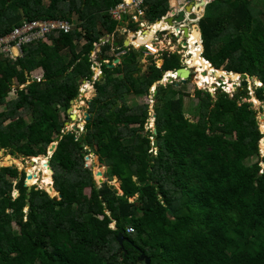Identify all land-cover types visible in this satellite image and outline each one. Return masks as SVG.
Returning <instances> with one entry per match:
<instances>
[{
	"label": "trees",
	"instance_id": "obj_1",
	"mask_svg": "<svg viewBox=\"0 0 264 264\" xmlns=\"http://www.w3.org/2000/svg\"><path fill=\"white\" fill-rule=\"evenodd\" d=\"M122 1L0 0V39L25 22L74 24L78 17L69 33L53 32L47 42L24 47L17 61L0 56V151L38 158L62 134L50 159L60 200L35 186L29 193L25 171L0 168V264H146L142 254L151 264H264V168L260 160L248 163L260 156L263 134L251 104H239L246 92H219L214 99L196 90L194 121L180 91L158 85L157 132L145 133L150 105L130 106L127 98L151 95L165 72L181 68L180 60L164 54L157 67L150 58L142 72L134 54L131 63L108 69L105 61L125 49L124 40L118 51L106 43L82 141L66 131L71 102L94 77L95 45L120 34L109 11ZM254 1L211 0L199 26L203 57L216 69L258 78L263 87L256 96L264 101V10H255ZM169 6V0H144L145 18L155 23ZM39 71L43 80L34 82ZM14 88L16 98L9 100ZM91 152L105 166L104 175L98 168L100 180L106 178L100 185L84 162Z\"/></svg>",
	"mask_w": 264,
	"mask_h": 264
},
{
	"label": "rangeland",
	"instance_id": "obj_2",
	"mask_svg": "<svg viewBox=\"0 0 264 264\" xmlns=\"http://www.w3.org/2000/svg\"><path fill=\"white\" fill-rule=\"evenodd\" d=\"M190 1L199 2L200 0H190ZM173 3H174V6H175L176 10L178 8H180V7H184V9H185L186 8V4L189 3V0H169V5H171ZM45 4L48 5L47 2ZM253 5H254L255 10H257V11L258 10H264V0H255L253 2ZM180 9H182V8H180ZM200 10H201V13L198 14L199 17H198V19H196V23H194L195 24L194 27H196L197 30H199V27H200L199 26V22H200L199 19L202 16V14L205 15L204 14L205 13L204 10H206V8L204 7L203 9H200ZM207 12H208V10L206 11V13ZM77 19H78V17H76V16L73 17V21H74L73 25H77ZM191 22H193V20L190 19L189 15H188V19L185 22V25H188L190 27V23ZM128 30H129V27H128ZM156 30L158 31L159 29L156 28ZM134 33L135 32L131 30L129 33L124 34L123 38L124 39L125 38L126 39H132V38H134ZM139 35L140 34H137L136 37L138 38ZM191 35H192V33H191ZM137 38H134L133 40H136ZM103 40H107V38L105 37V38L102 39V41ZM200 40H201V38H200ZM200 40H199V42L201 44ZM107 42L109 43V40H107ZM166 44L169 45V42H167ZM191 44H194V43H191ZM82 45H83V43H82ZM141 46H143V44H141ZM197 46H199V45H197ZM169 48H173L172 51L178 49L176 44L174 46H172V47L168 46V49ZM188 51H189L188 48L186 50H182L181 51V55L185 56V58H186V54H187ZM135 55L137 57H139L140 64H141L140 67L142 69V72L147 71L148 67L152 64V60L150 58H152L155 61L157 67H162V65L164 63V59L160 58L162 55L146 57L144 49L135 50ZM176 55H178V53ZM200 55L203 58V53L200 54ZM69 58H70V55L68 54L67 55V60H69ZM186 61H188V60H186ZM180 63H182V65H185V63L182 62L181 60H180ZM194 63H195V61H194ZM205 66H207V65H205ZM209 69L212 70V74H213L214 70L212 68H209ZM219 70H223V69L221 68ZM227 73H228L227 75H229V74L232 75L231 73H234V72H227ZM234 74H237V73H234ZM221 75H222V77H220L219 79H216V84L213 87H212V85H207V84H204V86H202V85L198 84L197 68L196 69L192 68L191 69V76L189 77L187 82H184V83L183 82H178V84L176 86L171 85V83L164 82L163 85L166 86V87H170L172 89H176L177 91H180V95H183L184 108L186 109V113L185 114H186L187 117L191 118L194 121L197 120L198 108L200 106V100L195 95V91L196 90L208 91L214 96V99H216V96H217V94L219 92H225V93L229 94L230 97H233L238 92H241L242 93L241 95H244V93L246 92L247 97L243 96V98H241V101H239V104H242V103H250L251 104L250 105L251 108H253L256 111V118H257V121H258V126H259V129H260V132L263 134L262 138L259 141L260 156H258V155L252 156L251 158H249L248 163H254L257 160H260V164L262 165V168H264V149L262 147V146H264V101H260L257 98V96H256L257 89L263 87V84L261 83V85H258V83L256 82V81H258L256 79V77H250L247 74H244V75L247 76L244 79L243 78L240 79L238 77H235L236 81H234V79L230 75H229L230 77L228 76L229 78L228 77L226 78L225 77L226 75H224L223 73H220V76ZM36 77H41V75L40 74H36L35 78ZM243 80L248 81L249 85L247 87H243V85H242ZM258 82L260 83V81H258ZM228 83L230 85L232 84L233 86L235 84L236 87H233V89L231 88V90H230L229 89L230 87L227 85ZM15 90H16V88L13 89V92L11 93V95L9 97V100H12V99L16 98ZM151 93H152V96H150V95L149 96H142V97L129 96L127 98V103L130 106L133 105L134 103H149L150 104L151 117L149 118V123H148V126L146 128L145 133L148 130L154 132V126H155V122H154V106L153 105L155 104V97L157 95V91L153 90ZM95 94L96 93H95L94 87H89V89H88V91L86 93L87 97L85 96L84 98H79L78 103H76L74 105V108H75L74 111L73 112H68L69 120L67 119L68 121L67 120L66 121L69 124V128H66V131H71L72 130V126L76 124L79 127V129H78L77 132H74V133L77 134L78 137L82 133L85 132V130H84V126L86 124V121H85L86 120V115L85 114H86V112L88 113L89 102H92V100L95 98ZM2 109H4L3 106L0 108V110H2ZM72 114H75V115H77L79 117L77 121L74 122V121L71 120V115ZM26 120H27V122L30 123L31 122V117H27ZM86 150H88V148H86ZM154 153H156V150L154 151ZM47 154L49 156H52L51 152H49V149H48ZM9 156L10 155H6V153L3 150L0 151V168L14 166V167H17L19 169V171H25L26 172V176H28V174L31 173L30 172V167L33 166L34 167L33 178H32L31 181H29V184H28V182H26V183L28 185H33V186H35V187H37L39 189H44L45 191H47L49 193V191L47 189H49L50 186H52V180H51V175L52 174L50 173V169H48L47 166H46L47 163H48V160H47L46 157H42L41 156V157H38V158H32L31 159V158H24V157L20 156L17 159H15L12 156H10V158H9ZM95 157H98V156L95 153L91 152L90 154L85 156L84 160L87 159L89 162H94L95 161ZM9 159H11V160L9 161ZM31 161H34L36 164L31 165ZM97 167L102 170L103 175H104L105 166H102V164H100L98 162ZM104 179L106 181L105 176H104ZM111 183L118 190V188L120 187V183L118 181H116L115 179ZM97 184L100 185L99 183H97ZM53 188H54V186H53ZM87 193H89V190H87ZM13 196L14 197L17 196L16 192L13 193ZM54 196L56 197L57 200L61 199V198L58 197L57 193ZM16 229H17V226H16Z\"/></svg>",
	"mask_w": 264,
	"mask_h": 264
},
{
	"label": "built area",
	"instance_id": "obj_3",
	"mask_svg": "<svg viewBox=\"0 0 264 264\" xmlns=\"http://www.w3.org/2000/svg\"><path fill=\"white\" fill-rule=\"evenodd\" d=\"M144 0H124L122 3L118 4L117 6L113 7L109 11V15L112 20L120 23V26L122 24H129L133 22L136 24L137 28L139 29L137 31V34L144 35L146 30L152 29V27L155 25H152V23H148V20L145 18L146 11L143 8ZM167 28H161L158 31L155 32L153 42L146 43L143 47L148 51L147 53L149 55L151 54H158L159 51L168 50L169 53L176 54L180 53L182 50H186L189 48V46H185L184 42H189V39L185 40L184 37L182 38V35L184 36V31L182 30L183 27L186 25L183 24H176L177 27H171L166 21H165ZM74 25L67 21H32V22H25L22 26L15 28L12 33L4 38L0 39V56H8L12 61H17V59H20L23 54V48L28 47L34 43L37 42H47V36L52 34L53 32H59V33H69L71 29H73ZM125 28V26H124ZM171 28V29H169ZM123 29V28H122ZM132 29L129 28V32ZM128 32V33H129ZM115 36H110V39H113ZM168 39L167 42H169V45H165L164 41ZM153 43L156 44H162V49H157L155 46H153ZM176 44L177 50L172 51L173 48H169L168 46L172 47ZM179 46H178V45ZM187 44V43H186ZM201 44H203V41L201 39ZM134 45V43H133ZM196 45H199V43ZM134 48L139 50L141 47H137L134 45ZM129 48L126 51H123L118 56L127 54L129 52ZM202 53H203V45H202ZM201 53V54H202ZM96 60V58L94 59ZM92 62V61H91ZM109 61H105V64ZM185 62L188 64V61L185 60ZM102 65L95 64L92 62V70L94 72V80H99L102 77V71H101ZM172 77H176L172 76ZM37 82H41L42 77H36ZM154 90V88L151 89V92ZM152 96V93L151 95ZM129 232H133V228L128 229Z\"/></svg>",
	"mask_w": 264,
	"mask_h": 264
},
{
	"label": "water",
	"instance_id": "obj_4",
	"mask_svg": "<svg viewBox=\"0 0 264 264\" xmlns=\"http://www.w3.org/2000/svg\"><path fill=\"white\" fill-rule=\"evenodd\" d=\"M198 5H202V7H205V6L207 5V1H206V0H200L199 2L191 1V2L187 3L186 8H185V9H181V11H179L178 14L176 13V11H175V9H174V10L172 11V13H171V16L165 18V21H166L171 27H174L175 22H176L177 24H180V23L184 22V20L186 19L187 14H189L190 19H192V20H196L197 17H198V15L196 14V12H198V11H197V6H198ZM200 8H201V7H200ZM200 8H199V9H200ZM158 22H159V21H158ZM199 29H200V28H199ZM182 30L184 31V35H185V37H188V36H189L190 29H189L188 27H183ZM130 41H131V40H128L127 42H125L124 47H127V46L129 45ZM185 44H186V43H185ZM114 46L117 47V46H118V43H115ZM177 56H178V59H179V60H181V61H183V62L185 61L184 58L182 57V55L178 54ZM135 58H136V57L133 55V53H130V54H128V55H123V56H121L120 58L116 59L112 64H109L107 68L109 69V68L118 67V66H120L122 63H131ZM216 70H217V69H216ZM175 72L177 73V78H176V79L173 78V77H167V79H166L167 81H164L165 76H167V73L165 72L164 77H163V80L160 81L159 84H162V85H163L164 82H168V83L173 84V83H175V82H177V81H179V80H180L181 82L184 83V82H187V80H188L189 77L191 76V70H189V69L186 68V67H182V68L176 70ZM184 72H187L188 74H187V75H186V74L183 75ZM168 73H170L172 76L175 75L174 72H168ZM204 74H205V73H204ZM231 74H234V73H231ZM236 75L240 76V79H242V78L244 79L245 77H247V76L244 75V74H236ZM168 76H169V75H168ZM101 78H102V77H101ZM256 79H257L258 81H260L258 78H256ZM258 81H256V82H258ZM34 82H36V80H35ZM260 83H261V81H260ZM242 85H243V87H247V86L249 85V83H248V81L243 80ZM234 87H236L235 84H234ZM80 96H81V98H83V97H85V94H84L83 92H81ZM76 103H78V100H77V101H73V102H71L72 107H71L70 109H68V112H73V111H74V105H75ZM89 103H91V102H89ZM85 115H86V122H87V121L90 119V114L86 112ZM154 117H155V114H154ZM78 118H79V117H77V115H75V114H72V115H71V120L74 121V122L77 121ZM66 128H69V124H68V123H66ZM78 129H79V127L75 124V125L72 126V130H71V131H67V132H69L70 134H74V132H77ZM156 132H157V129H156V126H154V132H153V133L156 134ZM61 139H62V134L58 135V136L56 137V141H55L54 143H52V145L50 146V148H49V152H51V155H53L54 152L56 151L57 146H58V144H59V141H60ZM82 139H83V138L80 137L78 140H79V141H82ZM42 157H46V158H47V160H48L47 166L49 167L50 171L52 172V177H53V170H52V168H51V162H50V159H51L50 157H52V156H49L48 154H46L45 156H42ZM48 158H49V159H48ZM97 161L99 162V159H98V158H97ZM84 162H85V163H88V160L86 159ZM33 164H36V163H35L34 161H31V165H33ZM102 174H103V173H102ZM32 178H33V175H32V174H28L27 179H26V182H28V180H31ZM92 178H93L97 183H99V184H102V183L104 182V179H102V180L98 179V178L96 177V174L93 173V172H92ZM18 181H19V179L16 181V183H17ZM26 185H27V187H28V192L30 193V192L32 191V187H33V185H28L27 183H26ZM53 191H55V189L51 186V187L49 188V193H48V194H49L50 196H52V197H53V194H54ZM56 193L58 194V197L61 198L59 192L56 191ZM16 195H17V196L19 195V193H18L17 191H16ZM17 196H16V197H17ZM29 197H30V196H29ZM53 198H55V196H54ZM123 241H124V240H123V237H122V235H120V236H119V243H120L121 245H123ZM140 260H141V261H145L146 264H151V259L145 257L144 254H142Z\"/></svg>",
	"mask_w": 264,
	"mask_h": 264
},
{
	"label": "bare ground",
	"instance_id": "obj_5",
	"mask_svg": "<svg viewBox=\"0 0 264 264\" xmlns=\"http://www.w3.org/2000/svg\"><path fill=\"white\" fill-rule=\"evenodd\" d=\"M128 1H130V0H128ZM200 7H202V5H198L197 6V13L199 14V13H201V10L200 9H203L204 7H202V8H200ZM200 8V9H199ZM185 27H187V26H185ZM156 28L157 29H161V28H167V25H166V23L164 22V21H160V22H157V23H155V25L152 27V29L151 30H149V31H146L145 32V34L144 35H142V36H138V38L139 37H142L141 39H140V41L138 42L140 45L141 44H146V43H148L149 44V42L150 41H152L153 40V38H154V34H155V32L157 31L156 30ZM194 29L193 30H191L190 28V35H189V37H188V39H189V42H186L187 44V46H189V51L187 52V54H186V58H184V60H188V69L190 70L191 68H197V72H198V77H197V80H198V84H200V85H202V86H204V84H207V85H212V87L216 84V79H219L220 77H222V75L220 76V73H225V72H220V71H217V70H215L211 65H210V63L208 62V61H206V60H204L202 57H201V53H202V44H200V42H199V40H200V34H199V32H198V30H197V28L196 27H193ZM169 29H171V28H169ZM191 33H192V35H191ZM153 36V37H152ZM137 38V39H138ZM150 38V39H149ZM201 41V40H200ZM198 42H199V46H197L196 45V43L198 44ZM191 43H194V44H191ZM194 61H195V63H194ZM205 65H207V66H205ZM203 68V69H202ZM209 68H212L213 70H214V73L212 74V70L211 69H209ZM205 73V74H204ZM187 75L188 73L187 72H184L183 73V75ZM225 77L227 78L229 75H227V73H225ZM171 76V75H170ZM233 79H235V77H238V78H240V76H238V75H236V74H232V75H230ZM229 76V77H230ZM228 77V78H229ZM176 78H177V75H176ZM228 80V79H227ZM236 80V79H235ZM258 83V85H261V83H259V82H257ZM230 88V90H231V88L233 89V85L231 84H227ZM88 91V90H87ZM88 95V94H87ZM87 95L85 94V96L87 97ZM90 96V95H89ZM84 98V97H83ZM75 109V108H74ZM78 117V116H77ZM89 159V158H88ZM91 164H92V166H93V168H94V171H93V173H95L96 174V177L98 178V179H100L99 178V176H98V174H99V169H98V167H97V165H96V162L94 161V162H90ZM34 165V164H33ZM47 166V165H46ZM47 168L49 169V167L47 166ZM50 173L52 174V172L50 171ZM32 180V179H31ZM31 180H28V181H31Z\"/></svg>",
	"mask_w": 264,
	"mask_h": 264
},
{
	"label": "crops",
	"instance_id": "obj_6",
	"mask_svg": "<svg viewBox=\"0 0 264 264\" xmlns=\"http://www.w3.org/2000/svg\"><path fill=\"white\" fill-rule=\"evenodd\" d=\"M207 1V4L209 3V2H211V0H206ZM187 6V5H186ZM170 8H169V10H170V12L169 13H167L164 17H162L161 18V20H159V22L160 21H164L165 22V18H167V17H170L171 16V13H172V11L175 9V11H176V13L178 14V12L179 11H181V9L180 8H182V9H184V7H180V8H178L177 10H176V8H175V6H174V3L173 4H171L170 6H169ZM206 8V7H205ZM205 11V10H204ZM204 13V12H203ZM205 14V13H204ZM204 15L202 14V16L201 17H203ZM187 19H188V14H187V16H186V19L184 20V22H182V23H180V24H183L184 23V25H185V22L187 21ZM148 23H152V21H149L148 20ZM176 23V22H175ZM177 24V23H176ZM124 26H125V28H124ZM128 27H130L129 26V24H122L121 26H119V28H118V33H120L119 35H117L116 37H114L113 39H111L112 40V50L113 49H115L116 47L114 46V44L115 43H118L119 44V41H121V40H124V43H123V46H124V44H125V42H127V40H126V38L124 39L123 38V35L124 34H126V33H128L129 31H128ZM199 27V26H198ZM123 28V29H122ZM200 28V27H199ZM163 29V28H162ZM198 32H199V34H200V37H201V33H200V31L198 30ZM184 37V39H185V36H183L182 35V38ZM167 38H166V40L164 41V44L165 45H167L166 43H167ZM186 40V39H185ZM150 42H153V40L152 41H150ZM203 45V44H202ZM153 46H155V48H157V49H162L163 48V45L162 44H156V43H153ZM203 48H204V46H203ZM143 49H144V51H145V54H146V57H148V56H158V55H162L160 58H163V55L164 54H168L169 52H168V50H164V51H159V53L158 54H151V55H149L147 52V50L143 47ZM100 51H101V48H97V46H96V48H95V51L92 53V55H91V61L94 63V65L95 64H99V65H101V63H100V61L98 60V58H99V54H100ZM132 51H134V52H132ZM130 53H133V55L135 54V50H132ZM168 52V53H167ZM129 53V54H130ZM168 55H174V54H172V53H169ZM135 56V55H134ZM136 57V56H135ZM96 58V60H94ZM106 61H108V60H106ZM183 62V61H182ZM141 65V64H140ZM176 70H173V71H171V72H175ZM36 74H40L41 75V77L43 76V73L41 72V71H39V72H37V73H35L34 74V77H35V75Z\"/></svg>",
	"mask_w": 264,
	"mask_h": 264
},
{
	"label": "clouds",
	"instance_id": "obj_7",
	"mask_svg": "<svg viewBox=\"0 0 264 264\" xmlns=\"http://www.w3.org/2000/svg\"><path fill=\"white\" fill-rule=\"evenodd\" d=\"M123 1H124V0H123ZM123 1H122V2H123ZM189 2H191V1L189 0ZM186 5H187V4H186ZM205 7H206V6H205ZM201 18H202V17H200V19H201ZM200 19H199V21H200ZM157 22H158V21H157ZM157 22H155V23H157ZM155 23L152 22V25H154ZM174 27H177L176 23H175ZM177 28H178V27H177ZM188 28H189V27H188ZM138 30H139V29H137V31H138ZM150 30H151V29H150ZM132 31H133V30H132ZM137 31H134V32H135V33H134V38H136V36H137ZM146 31H149V30H146ZM199 31H200V33H201V39H202V32H201V29H199ZM190 32H191V31H190ZM190 32H189V35H190ZM184 36H185V35H184ZM115 37H116V36H115ZM188 37H189V36H188ZM188 37H185V38L188 39ZM106 38H107V40H109V44H111V43H112V40L110 39V36H107ZM134 38H132V39H134ZM132 39H126L127 41H128V40H131V41H130V43H129V45H128L127 47H124V46H123L124 49H125L124 51H126L128 48H129L130 50H129V52H128L127 54H124V55H128V54L131 52V49L137 50V49L134 48L135 43H134V40H132ZM187 39H186V40H187ZM107 40H103V41L101 40L100 43H99V44H96L95 46H97V48L99 49V48H101V45H104V44L108 43ZM202 41H203V40H202ZM133 43H134V45H133ZM185 43H186V41L184 42V44H185ZM111 45H112V44H111ZM143 46H144V45H143ZM143 46H141L140 49H143ZM185 46H186V44H185ZM118 49H119V44H118V46H117L115 49H113V51H118ZM122 52H123V51H122ZM122 52H121V53H122ZM203 53H204V48H203ZM119 54H120V53H116V59H118V58H120L121 56H123V55L118 56ZM176 54H177V53H176ZM178 54H180V53H178ZM91 55H92V54H91ZM180 55H181V54H180ZM182 57L185 58V56H182ZM116 59H115V60H116ZM203 59L206 60L204 57H203ZM115 60H114V61H115ZM114 61H113V62H114ZM206 61H207V60H206ZM113 62H112V63H113ZM208 62H209V61H208ZM112 63H110V62L106 63V64H107V67H108L109 64H112ZM184 63H185V66H183V67L188 68L189 65H188L185 61H184ZM209 63H210V62H209ZM210 65L212 66L211 63H210ZM212 67H213V66H212ZM213 68L216 70L215 67H213ZM191 69H192V68H191ZM191 69H190V70H191ZM217 70H219V69H217ZM101 71H102V68H101ZM223 71H224V70H223ZM169 72H171V71H169ZM224 72H226V71H224ZM166 73H167V76H165L164 81H167V80H166L167 77H172V75H171V76H168V75H170V73H168V72H166ZM226 73H227V72H226ZM164 74H165V73H164ZM174 74L177 75L176 72H174ZM175 75H173V76H175ZM94 76H95V75H94ZM163 77H164V76H163ZM94 78H95V77H93L92 82H88V81H84V82H83V84H82V86H81V88H80V94H81V92H83L84 94H86V93H87V90L89 89V87H93V84H94L95 82L98 81V80L95 81ZM102 78H103V74H102ZM102 78H100L99 80H101ZM173 78H174V77H173ZM175 79H176V77H175ZM35 80H36V82H37V79H35V77H34V81H35ZM42 80H43V76H42ZM42 80H41V81H42ZM162 80H163V79H162ZM162 80H161V81H162ZM179 81H180V80H179ZM177 82H178V81H177ZM177 82H176V83H177ZM180 82H181V81H180ZM158 85H162V84L157 83V84H155L152 88H154V90L157 91V86H158ZM152 88H151V89H152ZM79 98H81V96H80ZM78 100H79V99H78ZM76 101H77V100H76ZM89 104H90V103H89ZM148 104H149V103H148ZM149 105H150V104H149ZM153 106H154V105H153ZM150 113H151V110H150ZM154 114H155V111H154ZM155 118H156V115H155V117H154V122H155ZM85 121H86V120H85ZM147 126H148V125H147ZM155 126H156V124H155ZM74 134H75V133H74ZM78 138H80V137H78ZM155 150H156V153H157V150H158V149H155ZM156 153H155V154H156ZM115 180L118 181L117 179H115ZM52 187H53V186H52ZM118 190H119V192L122 194V191L120 190V187L118 188ZM15 192H16V191H15ZM115 227H116V226H115V223H114L113 225L111 224V228L115 229Z\"/></svg>",
	"mask_w": 264,
	"mask_h": 264
},
{
	"label": "flooded vegetation",
	"instance_id": "obj_8",
	"mask_svg": "<svg viewBox=\"0 0 264 264\" xmlns=\"http://www.w3.org/2000/svg\"><path fill=\"white\" fill-rule=\"evenodd\" d=\"M196 14L198 15V13L196 12ZM189 15V14H188ZM199 17V16H198ZM198 17H197V19H198ZM194 23H196V20H193V22H191L190 23V27L188 26V25H186L187 27H189L191 30H193V27H194ZM140 36H142V35H140ZM137 38V37H136ZM142 37H139L138 39H136V40H134V43H135V45L137 46V47H141V45L138 43L139 41H140V39H141ZM150 39V38H149ZM133 40V39H132ZM138 41V42H137ZM145 45V44H144ZM183 66H185V65H182V63H181V68L183 67ZM224 75H225V73H224ZM234 81H236L235 79H234ZM238 81V80H237ZM178 82H180V81H178ZM178 82H177V84H178Z\"/></svg>",
	"mask_w": 264,
	"mask_h": 264
}]
</instances>
